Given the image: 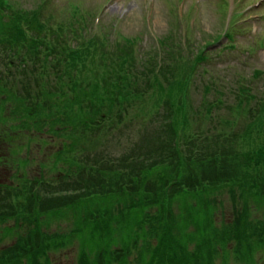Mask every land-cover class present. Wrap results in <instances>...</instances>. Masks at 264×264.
<instances>
[{
    "label": "trees",
    "instance_id": "16d2710c",
    "mask_svg": "<svg viewBox=\"0 0 264 264\" xmlns=\"http://www.w3.org/2000/svg\"><path fill=\"white\" fill-rule=\"evenodd\" d=\"M2 5L3 1L0 0V40H5L3 42L7 48L20 45L25 55L46 64L50 63L48 60L51 53H58L60 56L55 67L58 65L59 69L60 63L66 59H70L67 64L70 70L74 71L80 66L77 79L73 78L76 76L74 73L73 77L71 76L69 70L68 80H65L64 84L58 82L53 90L48 91L51 100L50 115L53 114L54 107L63 114L62 118L54 119V122H74L83 118L86 125L94 123L100 131L103 126L101 123L107 119L113 123L117 117L121 121V117L127 114L130 108L143 101L146 94L153 90L159 94L156 106L163 104L168 110L165 117L172 119L169 125L179 124L184 110L181 95L186 90L187 81L193 74L196 63L187 60V67L177 61L164 63L161 74L157 75L154 72L155 54H141L144 63L139 66L131 39L127 38V43L116 42L111 46L109 36L103 41L95 34L79 32V28L84 27L87 21L86 8L78 11L73 29L63 32L62 27L60 31L55 29L49 20L43 22L45 18L39 3L37 7L30 9L25 17L33 30V35L28 40L19 23L21 16L17 14L11 19L6 18L1 13ZM46 34H50L52 39L51 51ZM72 37H76L82 47L68 48L73 41ZM62 53L66 55L62 56ZM170 56L173 57V52ZM198 57L206 58L203 53ZM161 76L166 80L167 86L160 79ZM241 89L246 92L245 87ZM176 90L179 91L177 98ZM46 93L41 92V95ZM253 97L254 94L248 92L245 99L250 101ZM211 105L212 103L207 101L208 113L211 111ZM252 110L248 109L249 112ZM263 113L264 106H260L254 117L259 120ZM176 131L177 127L171 125L165 130L171 140L172 154L175 157L172 163H166L164 166L178 175V186L171 187V192H166V186L156 191L155 205L159 206L162 214L156 219L157 227H152L147 233L152 235L159 232L160 242L148 264H154L155 261L156 264H217L219 258L225 263L228 262L231 255L238 260L252 261L254 254L259 249H264V219H252L254 203L264 206V136L260 131L253 135V131L248 127L242 137L238 136L234 140L226 138L222 142L216 138L213 144L198 147L199 156L185 158L174 143ZM179 172H183V175L180 176ZM122 176V171L113 165L101 168L97 171L95 183L87 186L85 192L73 196L47 198L41 204L42 210L69 206L76 203L82 195L91 192L110 191L109 188L116 187ZM148 183L147 180L144 185L146 188H149ZM146 188L136 186L135 194H147L151 197ZM223 189L231 193L235 217L233 221L218 227L214 224V216L222 201L217 198L216 193ZM125 196H128L126 192ZM129 198L132 202V198ZM189 198L193 201L190 202ZM174 201L180 205L178 215L172 209ZM238 202L243 204L241 208L236 205ZM167 203L169 206H166ZM34 207L35 202L22 204L15 212L14 204H2L0 224L8 220L10 215L15 216L23 209L34 210ZM142 213L143 210H135L125 217V225L129 224L130 227L128 233H133L136 243L147 228L148 218L138 220ZM148 216L150 219L151 216ZM102 227L109 225L104 224ZM192 243L195 248L190 250ZM35 245H43L42 250L27 249L28 246ZM52 245L53 242L45 237L28 234L19 238L10 248L0 250V264H23L24 257L36 263L43 251ZM124 252L123 259L125 257L126 263L128 255L132 252V245L125 243ZM106 259L107 262L118 261L121 260V255L116 254Z\"/></svg>",
    "mask_w": 264,
    "mask_h": 264
},
{
    "label": "rangeland",
    "instance_id": "374dc122",
    "mask_svg": "<svg viewBox=\"0 0 264 264\" xmlns=\"http://www.w3.org/2000/svg\"><path fill=\"white\" fill-rule=\"evenodd\" d=\"M14 1L18 5L24 6V8H35L38 3L42 2V0ZM255 1L256 0H250V2H247L245 5L253 4L254 10L252 12L259 14L264 13V2L256 7L254 6ZM68 2L69 0H44V12L46 17H50L55 23H61L65 17L69 15L67 10L71 7ZM71 2L81 3L87 10H95V12H99L103 8L102 13L104 22L106 21L108 24H112L113 22L117 23L118 28L129 35L143 33L145 32V27L149 31L146 18L147 16H151L153 29L159 38L162 36H170L171 30L175 31L177 27L176 38L179 39V41H181V37L184 36L193 38L189 39L191 42H194L190 43L193 51L195 49L199 50L201 46L204 45L205 40L213 39V37L219 33L223 34L226 23V5H224V3L227 2V0H184L183 2L179 0H71ZM179 4L181 6L177 7ZM180 13L185 15L183 19L180 15L178 16ZM239 13H241V11H239ZM191 22L195 25L193 37L189 36V26H191ZM251 25H258V31L255 33L252 32ZM242 28L243 30L236 35L239 49L233 50L226 47L224 45L227 43L225 36L221 38L220 43H218L219 45L210 46L212 50L210 53V60H206L202 66L199 67V71L193 78L191 88L189 89L195 111L201 108V110L205 112V108L200 105L203 96H207L209 99H215V96L218 95L216 90L219 87L217 82H219L221 86L223 85L221 89L225 91L226 96L221 98L224 100V103H220V105L215 107L213 111L214 117L211 119L198 117L196 119L195 115L193 120L195 127H201V130L209 131L211 134L223 133L226 131L229 135L236 133L239 137L243 136V129L249 122V119L246 118V122L242 117L235 116L236 112L229 109L227 106H224L220 110V106L223 104H230L232 106L237 104L239 101L237 94L240 84L249 82L250 85L253 86L251 90L260 92L261 95H264V47L258 46L251 52L245 51V49L250 48V45L255 44L257 39L264 37V17H260L256 20H249ZM143 37L144 39H142V42H144L146 48L151 45L155 47L156 41L151 36L150 31L148 35H144ZM141 47L144 48L143 45ZM218 48H223L221 54H219ZM190 54H192V52ZM258 71L260 74H258ZM32 73L38 76L39 72L34 71ZM54 78L55 76L51 75L50 79L53 82ZM25 80L29 81L30 85L35 82L31 73L28 77L25 74L24 78L20 79V83H23ZM13 83L14 81L11 80L8 86L12 87ZM206 85L209 86L210 91L205 89ZM214 102L218 104L220 101L216 100ZM252 103L255 104V101ZM13 109L14 106L11 104L3 113V115L10 120L3 125V130L0 132V155H9L10 149L15 142L32 143V146L29 149L21 151L19 156H29V158H34V162L23 167H20L17 163V171L15 163L0 165V198H3L1 202L16 201L18 203H23L26 196L23 194L16 197H13V194L6 195L7 190L5 189V185L14 184L15 186H20V179L17 180L19 176L28 177L31 180L37 178V176L50 177L48 182L55 184L53 181H57L61 176H64V172H67L68 168L65 166L63 168L51 169L53 166L52 155L61 148V142L64 138L44 132V130L50 128L48 125H38V129L32 128L31 130H28L27 127L24 129L12 128L11 125L13 122H16V120L14 121L11 118L19 117L17 113H14ZM246 117H248V115ZM223 119L232 121L226 122ZM166 124V122L161 120V116L158 117L153 112L152 102L146 104L141 103L137 108L129 112L123 122H117L112 131L108 130V134L104 137L101 151H96L104 158L119 157L125 153H130L133 147L143 142L146 132L150 134L155 133V135L160 133V137L165 136L163 134L164 132L161 130L166 127ZM35 135L45 140L37 139L33 141L32 138ZM49 136H52L56 143L51 142V137ZM46 139H49L50 142H47ZM158 144H160V139ZM96 156V153L86 151L84 155H81V158L82 160L89 158V161L93 163ZM6 161H10V159L6 158ZM50 189L52 190L53 188L51 187ZM49 194L50 193H48V195ZM220 198L222 201H225V203L217 214V224L233 219V202L230 194L223 191ZM239 206H241V203ZM257 207L254 206L252 211V219L255 221L264 219V206L257 205ZM153 211L154 209H152V212ZM174 211L179 212L178 203H175ZM20 215L22 216L23 213L21 212ZM39 216L40 213H34V217L41 220ZM53 219L57 220L58 223L62 220V218ZM8 225L12 226L13 222L9 221L0 225V248L7 247L15 241V236L6 233L4 230ZM45 227L47 229V226ZM63 228L68 229L69 227L65 225ZM24 230H26L25 227ZM53 230L56 232V226ZM129 240L130 243H132L133 238L131 237ZM77 256L78 245H74L51 253L50 259L52 264H76ZM217 263L224 264L222 258H220ZM114 264H118V262H114ZM131 264H139L134 255L131 258ZM229 264L250 263H245L244 261L238 263L232 255L229 259ZM251 264H264V253L256 254Z\"/></svg>",
    "mask_w": 264,
    "mask_h": 264
}]
</instances>
